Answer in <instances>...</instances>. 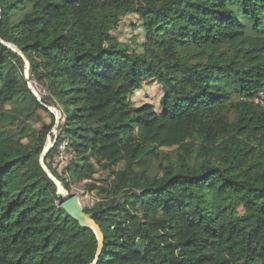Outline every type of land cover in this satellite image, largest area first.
Returning a JSON list of instances; mask_svg holds the SVG:
<instances>
[{
  "label": "trees",
  "instance_id": "16d2710c",
  "mask_svg": "<svg viewBox=\"0 0 264 264\" xmlns=\"http://www.w3.org/2000/svg\"><path fill=\"white\" fill-rule=\"evenodd\" d=\"M131 14L139 52L113 36ZM151 82L158 106L136 105ZM261 93L264 0H0V264H264ZM49 106L61 119L45 164L68 192L85 183L100 197L84 208L100 254L40 164ZM41 112L50 126L1 150ZM163 121L181 126L165 144Z\"/></svg>",
  "mask_w": 264,
  "mask_h": 264
},
{
  "label": "rangeland",
  "instance_id": "374dc122",
  "mask_svg": "<svg viewBox=\"0 0 264 264\" xmlns=\"http://www.w3.org/2000/svg\"><path fill=\"white\" fill-rule=\"evenodd\" d=\"M113 36L121 44L130 46L131 48H134L136 49V51L139 52L141 49L138 46L143 43L144 38V33L141 29V21L139 20V17L136 14H131L125 17L122 20L120 27L117 29V31L113 33ZM35 87L38 92H41L42 95L45 94L44 90L39 85L35 84ZM161 97V88L157 86L154 82H151L145 83V88L140 93H138L132 100L138 106L143 104H149L157 107ZM257 102L264 106V93H261L259 95ZM49 108L53 109L54 111L57 110V112L60 113V111L55 107L49 106ZM41 116L43 118L42 122L35 124L32 128H27L19 137L13 138L11 136L6 135L4 142L1 145V150L10 154H15L23 145H26L30 141V138L34 136L35 132L41 131L43 128L50 126V117L44 112H41ZM161 125L162 128L155 140L156 142H160L162 144L167 143L170 138H172L176 133L181 131V126L176 121H163L161 122ZM53 129L51 135L48 136L50 137L52 144L54 143L55 136L58 135V129L56 134L55 132H53ZM48 139L47 144L49 143ZM164 151L168 152L169 150L165 149ZM72 159L73 156L67 150L63 154H61L60 152L55 156L54 160L52 161V167L58 172L60 176H64L65 170L69 166ZM106 177V173L100 172L95 177V180H104ZM55 179L60 184H62L56 177ZM65 191L68 195H76L79 198V201L83 208L92 209L100 200V197L97 195V193L87 192V190L85 189V183L72 184L71 191Z\"/></svg>",
  "mask_w": 264,
  "mask_h": 264
},
{
  "label": "water",
  "instance_id": "95a60500",
  "mask_svg": "<svg viewBox=\"0 0 264 264\" xmlns=\"http://www.w3.org/2000/svg\"><path fill=\"white\" fill-rule=\"evenodd\" d=\"M3 44L5 46H7L8 48L13 49L15 52H17L22 58H24L23 54L21 53V51H19L17 48L13 47L10 44L4 43ZM25 63H26V67H25V78L29 81L30 79V65L28 63V61L26 59H24ZM29 87L32 91V93L35 95V97L37 98L38 101H41L40 95L33 89V87L30 85V83L28 82ZM51 113H53L56 117V122H55V127L53 129V132H55V134L57 133V129L60 123V119L61 116H59L56 111H54L51 108H47ZM56 137V136H55ZM49 139V143L47 144L48 146L45 147L43 154L41 155L40 158V164L43 167V169L45 170V172L48 174V176L51 178V180L57 185L58 187V198L60 200V208L63 209L64 211H66L67 215L77 221L82 227H86L91 229L92 231H94V233L97 235L98 237V243H99V252L98 254L101 253V249L103 247V242H104V237L103 234L99 228V226L96 224V222L93 220V215L92 214H87L84 212V208L82 207L79 198L76 195H68L67 192L65 191L64 187L62 186V184H60L55 177L51 174V172L48 170L46 164H45V158L47 156V154L49 153V151L53 148L54 143H51V139L50 137H48Z\"/></svg>",
  "mask_w": 264,
  "mask_h": 264
},
{
  "label": "built area",
  "instance_id": "2783aa9c",
  "mask_svg": "<svg viewBox=\"0 0 264 264\" xmlns=\"http://www.w3.org/2000/svg\"><path fill=\"white\" fill-rule=\"evenodd\" d=\"M29 83H30V85L33 87V89L40 95V98H41V92H38V90L36 89V87H35V84L36 85H39L35 80H30L29 79V81H28ZM40 86V85H39ZM41 87V86H40ZM42 88V87H41ZM43 89V88H42ZM44 90V89H43ZM44 92H45V94L44 95H46V91L44 90ZM56 113L59 115V116H61V114L59 113V112H57V110H56ZM66 147H67V142H64L62 145H61V147H60V152H61V154H63L65 151H66Z\"/></svg>",
  "mask_w": 264,
  "mask_h": 264
}]
</instances>
